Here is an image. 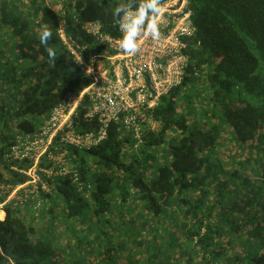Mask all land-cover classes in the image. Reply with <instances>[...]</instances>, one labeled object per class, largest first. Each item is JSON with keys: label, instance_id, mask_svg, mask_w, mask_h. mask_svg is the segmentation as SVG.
Instances as JSON below:
<instances>
[{"label": "trees", "instance_id": "trees-1", "mask_svg": "<svg viewBox=\"0 0 264 264\" xmlns=\"http://www.w3.org/2000/svg\"><path fill=\"white\" fill-rule=\"evenodd\" d=\"M59 1V12L33 8L24 17L0 0L4 183L26 180L3 160L9 133L35 130L36 116L88 84L59 27L87 48L86 56L99 52L86 23L98 21L113 36L127 9L153 15L154 0H123L119 7ZM188 5L195 27L184 39L188 61L180 82L148 112L157 126L134 147L110 122L98 144L70 149L84 192L68 175L55 177L38 216L6 204L0 264H264V0ZM201 79L209 95L197 102L199 110L192 96L198 99ZM183 89L190 99L179 113ZM78 121V130L95 127Z\"/></svg>", "mask_w": 264, "mask_h": 264}, {"label": "built area", "instance_id": "built-area-1", "mask_svg": "<svg viewBox=\"0 0 264 264\" xmlns=\"http://www.w3.org/2000/svg\"><path fill=\"white\" fill-rule=\"evenodd\" d=\"M189 0H154L152 12L127 9L117 35L104 33L98 21L84 25L99 52L87 50L59 27V36L68 48L88 84L78 92L66 93L47 114L37 117L33 131H18L3 152L9 170L23 174L20 183L0 181V212L11 208L31 209L38 216L44 199L57 176L68 175L78 192H84L69 150H85L105 138L110 122L124 132L127 143H143L146 129L157 122L148 112L160 97L177 85L188 61L185 38L195 32ZM61 21H59V24ZM82 122H94L87 130H78ZM18 163L26 164L24 167Z\"/></svg>", "mask_w": 264, "mask_h": 264}, {"label": "rangeland", "instance_id": "rangeland-1", "mask_svg": "<svg viewBox=\"0 0 264 264\" xmlns=\"http://www.w3.org/2000/svg\"><path fill=\"white\" fill-rule=\"evenodd\" d=\"M4 1L7 3V6L11 10L14 9L18 12H21L24 17L30 16L33 12V8L34 9L38 8L39 11L44 10L46 8H51L56 12H59L61 10V3L59 0H4ZM105 1H107L108 5L111 7H119L123 3V0H105ZM196 87L198 91V95H197L198 99H195V96H192V99H194L196 103L195 105L199 106V110H200V107L203 106V104L202 105L199 104L201 102L200 100H202L203 98L209 95V88L204 79H201L199 82H197ZM181 91L182 94L184 93L183 94L184 96L182 95L183 97L180 98L178 101V109H179V113H184L188 110L187 104L190 99V96L188 90L185 91L183 89ZM197 91H195V95ZM198 101L199 103H197ZM35 119L37 120V118ZM9 122H11V120ZM16 131L17 130L15 129L14 131H12V133H9V136H12L13 134L15 135ZM228 140H229V136L226 133H224L221 136V143L227 145ZM2 215L3 214L0 212V216Z\"/></svg>", "mask_w": 264, "mask_h": 264}, {"label": "clouds", "instance_id": "clouds-1", "mask_svg": "<svg viewBox=\"0 0 264 264\" xmlns=\"http://www.w3.org/2000/svg\"><path fill=\"white\" fill-rule=\"evenodd\" d=\"M37 117H38V116H36V118H37ZM36 121H37V120H36ZM17 132H18V131H16V133H17ZM13 136H14V135H13ZM13 136H12V137H13ZM2 214H3V213H2ZM4 214H5V213H4ZM4 214L2 215V217L4 216Z\"/></svg>", "mask_w": 264, "mask_h": 264}]
</instances>
